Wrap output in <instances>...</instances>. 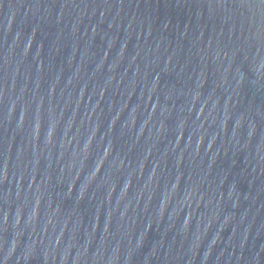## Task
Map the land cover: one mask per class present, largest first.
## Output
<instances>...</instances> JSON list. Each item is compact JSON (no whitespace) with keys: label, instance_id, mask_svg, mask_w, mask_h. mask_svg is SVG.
Returning a JSON list of instances; mask_svg holds the SVG:
<instances>
[{"label":"water","instance_id":"water-1","mask_svg":"<svg viewBox=\"0 0 264 264\" xmlns=\"http://www.w3.org/2000/svg\"><path fill=\"white\" fill-rule=\"evenodd\" d=\"M0 264H264V0H0Z\"/></svg>","mask_w":264,"mask_h":264}]
</instances>
